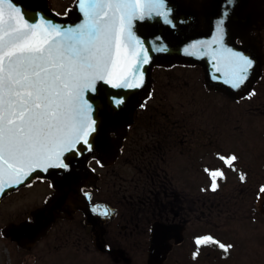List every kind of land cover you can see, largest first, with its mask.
I'll use <instances>...</instances> for the list:
<instances>
[{"label":"flooded vegetation","instance_id":"flooded-vegetation-1","mask_svg":"<svg viewBox=\"0 0 264 264\" xmlns=\"http://www.w3.org/2000/svg\"><path fill=\"white\" fill-rule=\"evenodd\" d=\"M73 2L47 0L58 14L69 13ZM257 19L249 29L255 40L264 27V10ZM257 42L264 56V39ZM263 76L264 65L257 83ZM253 93L257 95V89ZM175 122L174 127H185ZM160 127L166 125L145 137L133 136L128 144L123 141L121 148L130 149L127 163L137 173L127 187L118 184L119 170L114 169L121 149L112 165L89 160L85 175L72 185L55 176L35 179L4 195L0 264H148L155 223L163 226V248L158 252L165 255L156 264H241V244L227 253L215 245L200 246L193 257L196 237L211 235L225 245L241 241V216L229 213L241 207V168H236L237 183L230 187L239 197L218 195L228 185L227 177L212 191L204 169L229 173L217 159L225 151H215L212 140L204 143L187 135L182 139L177 132L161 135ZM143 160L147 165L139 163ZM237 162L241 164L239 158ZM105 209L110 215H99Z\"/></svg>","mask_w":264,"mask_h":264},{"label":"snow or ice","instance_id":"snow-or-ice-1","mask_svg":"<svg viewBox=\"0 0 264 264\" xmlns=\"http://www.w3.org/2000/svg\"><path fill=\"white\" fill-rule=\"evenodd\" d=\"M76 2L82 22L62 28L43 18L29 22L13 0H0V192L23 183L37 169H66L68 153L92 151L89 137L96 132V121L86 97L95 93L97 82L114 89L143 84L139 69L149 57L133 34V21L151 18L154 13L164 23H173L170 10L165 11V0ZM232 2L225 0V17ZM222 31L218 26V38ZM218 38L210 43H217ZM184 51L193 54L187 48ZM224 59L225 74L232 77L225 83L239 87L252 61L230 49ZM123 102V98L113 99L117 107ZM217 159L226 168L237 170L236 155L217 154ZM204 172L215 191L223 170L205 168ZM99 215L108 216L110 211L105 209ZM193 242L197 247L194 258L200 246L215 245L225 253L232 247L211 235L196 237Z\"/></svg>","mask_w":264,"mask_h":264},{"label":"water","instance_id":"water-1","mask_svg":"<svg viewBox=\"0 0 264 264\" xmlns=\"http://www.w3.org/2000/svg\"><path fill=\"white\" fill-rule=\"evenodd\" d=\"M249 0H233L228 8L227 16L223 15L225 0H205L201 7L193 10L192 5L180 0H165V11L170 10L169 19L172 25L163 22V17L154 13L151 18L134 20L132 31L135 37L142 42L147 50L149 61L140 67L143 75V84L140 88L114 89L103 82H97V90L86 98L93 105V118L96 121V132L89 140L93 146L90 152H82L80 155L68 153L65 156L66 169L49 168L47 171L37 169L31 172L23 183L11 188L5 187L0 192H9L11 189L22 185L37 177L60 176L66 183H70L78 177L85 161L91 157L101 158L109 144L108 129L121 127L130 119L133 108L147 95L150 82V72L154 65H166L173 62L198 64L204 72V80L207 86H214L231 96H238L256 79L260 70L259 59L249 50L248 45L241 47L235 40L243 38L249 40L246 32L250 17H244ZM15 6L21 9V14L29 22L38 23L41 18L62 28L74 27L82 22V13L78 10L77 2L72 15L60 18L51 13L44 0H13ZM205 20L204 28H200L199 18ZM223 20V24L220 21ZM222 27V33H217V28ZM218 38L217 43H210ZM196 44L195 49L192 45ZM189 49L192 55L185 53ZM163 49V50H161ZM240 53L252 61V65L244 74L246 79L239 87H233L230 74H225V59L227 50ZM216 59H213V56ZM220 67L221 71H217ZM114 98H123V103L118 107L114 105ZM256 208L258 213L264 216V192L260 190ZM158 229H156V232ZM158 237V236H155ZM160 255L150 253L149 261H159Z\"/></svg>","mask_w":264,"mask_h":264},{"label":"rangeland","instance_id":"rangeland-1","mask_svg":"<svg viewBox=\"0 0 264 264\" xmlns=\"http://www.w3.org/2000/svg\"><path fill=\"white\" fill-rule=\"evenodd\" d=\"M258 37L264 39V27ZM151 87V97L134 114L127 144L133 136L145 137L151 129L158 132L160 124H164L165 128L160 127L164 129L161 135L177 132L182 139L187 135L204 143L212 140L215 151L223 150L224 155L234 152L241 161V175L245 179L241 181V207H232L229 212L241 216V241L229 243L233 247L241 244V264H264V219L257 217L254 207L257 191L264 185V76L254 86L257 95L252 93L248 98L235 100L206 89L199 66L173 63L152 69ZM177 120L185 127H174ZM129 150L127 145L122 149L114 167L119 170L117 181L122 188L130 184L131 177H137L127 163ZM144 162L139 163L143 166ZM227 181L218 195L238 198V191L230 189L237 183L235 173H228Z\"/></svg>","mask_w":264,"mask_h":264}]
</instances>
